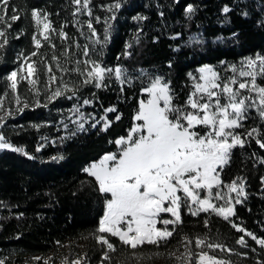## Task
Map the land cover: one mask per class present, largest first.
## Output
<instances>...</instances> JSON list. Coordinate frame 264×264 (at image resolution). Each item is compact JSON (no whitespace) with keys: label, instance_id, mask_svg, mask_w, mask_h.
Listing matches in <instances>:
<instances>
[{"label":"snow or ice","instance_id":"6c2138e0","mask_svg":"<svg viewBox=\"0 0 264 264\" xmlns=\"http://www.w3.org/2000/svg\"><path fill=\"white\" fill-rule=\"evenodd\" d=\"M123 4L124 0H107L99 4L94 0H68L64 8L68 11L70 7L71 20L61 21L59 27L51 19L52 13L32 7L30 14L34 30L31 43L34 48L27 52L21 49L15 58L19 62L17 67L6 75L7 87L0 95V125H4L8 117L23 113L26 108H49L57 112L58 120L30 122V125L39 130L42 125L55 123L62 129L59 136H43L41 139L45 143L51 139L52 143L63 145L90 129L106 131L113 122L107 113H112L115 120L120 119L115 105L104 108V114L82 111L84 105H92L99 99L95 92L81 95L82 90L88 86L108 88L114 82L122 93L126 86L138 87L140 96L126 133L109 141L114 144L113 150L105 151L81 169L87 176L80 187L86 185L94 190L93 194L101 205L98 224L89 234L101 248L97 264H111L110 254L116 250L117 242L133 250L151 245L156 251L149 255H162L160 247L168 245L169 238L182 228L184 211L192 216L206 214L203 220L205 227L210 223L209 215L214 213L222 217L233 228L251 237L264 254V236H258L235 222L238 219L236 205L244 204L248 197L247 177L237 175L230 181L221 177V172L231 166L237 148L243 149L254 141L264 149V54L242 57L239 63L220 60L218 65L224 66L223 72L209 63L198 65L195 72L187 73L190 89L180 102L168 74L129 68L120 61L121 56L131 57L133 49L147 38L142 23L148 18L145 13L138 12L131 17L138 27L125 41L124 50L117 54L116 62H105V51L115 26L113 22ZM156 7L163 18L165 14L159 9L164 5L157 3ZM96 8L103 9L105 14H97ZM197 8L194 3H186L185 17L191 20ZM231 10L228 3L220 9L225 14ZM20 11L12 0H0V57L9 44L10 29L12 23L19 19ZM242 15L247 16L248 12L242 11ZM69 23L75 26V35L65 31ZM257 23L264 26V18ZM94 25L102 27L98 30ZM24 31L21 28L15 32L16 38ZM168 35L173 41L180 39V43L172 45L177 52L183 46L202 48L205 44V37L199 32L190 34L187 40L181 32L173 31ZM231 35L235 37L238 33ZM79 37H83V43ZM56 39L61 41L59 54L54 42ZM151 39L157 41L159 36L153 35ZM222 39L215 37L217 41ZM42 46L49 49L50 57L48 51L41 52ZM167 64L171 68L173 60L169 59ZM41 65L45 68L46 82L38 86ZM21 81H27V96L18 91ZM9 93L8 107H5ZM53 101L56 104L69 102L71 106L65 114L64 110L56 108ZM13 102L15 108L11 107ZM43 147V143H37L36 152L39 153ZM0 150L22 153L31 159H44L34 156L24 145L14 143L2 130ZM251 156L255 157L254 164L264 167V155L253 152ZM46 159L59 161L64 159V153L58 151ZM259 179L264 188V175ZM14 207L17 206L0 200V208H7L9 216L20 219L25 215L24 212H12ZM180 235L178 245L183 246V253L178 255L176 250L168 252L169 257H175L174 264H231L215 251L210 253L208 250L236 252V249L213 241L208 232ZM235 243L257 252L245 235H239ZM55 245L63 246L60 240H55ZM131 255L141 257L144 253L133 251ZM248 255V251L239 252L241 257ZM40 259L33 258L34 261ZM43 259L44 264H51L52 257ZM256 259L257 264H264V259L259 256ZM58 261L59 264H89L84 252L60 255ZM0 264H6V258H0Z\"/></svg>","mask_w":264,"mask_h":264},{"label":"trees","instance_id":"16d2710c","mask_svg":"<svg viewBox=\"0 0 264 264\" xmlns=\"http://www.w3.org/2000/svg\"><path fill=\"white\" fill-rule=\"evenodd\" d=\"M12 2L18 5L21 11L19 19L12 23L9 44L4 55L0 57V95H3L7 87V73L17 65L16 55L21 49L27 52L34 48L31 43L34 22L30 9L37 7L52 13L51 19L56 27L65 19L71 20L70 7L68 11L64 8L68 0H12ZM101 2L107 0H94L96 4ZM157 3L164 5L159 9L165 14L163 18L158 14ZM186 3L198 5L191 20L184 15ZM225 3L232 7L228 14L220 11ZM245 10L248 12L247 16L242 15V11ZM94 11L101 16L105 14L100 8ZM138 12L145 13L148 17L142 22L147 38L133 49L131 57L121 56L120 61L129 68H143L150 72L168 74L180 102H183L190 89L187 73L195 72L198 65L209 63L223 72L224 66L218 65L220 60L239 63L242 57L256 53L264 54V26L257 23L264 18V0H124L122 9L113 22L115 26L105 51L106 63L114 64L117 54L124 50L125 41L130 39L138 27L137 22L131 18ZM94 26L98 30L102 27ZM21 28L25 31L16 38L15 32ZM65 31L70 35L76 34V28L71 23L66 25ZM173 31L181 32L185 40L192 33H202L205 37L204 47L183 46L178 52L174 51L172 45L181 41L179 38L172 40L168 33ZM233 32L238 35L233 37L231 35ZM153 35L159 36V40L152 41ZM215 37L223 39L217 41ZM79 39L83 43V37ZM54 42L59 54L61 41L56 39ZM44 51H48L50 57L51 52L46 46L41 48V52ZM169 59L173 60L171 68L167 64ZM228 71L230 73L231 70ZM44 75L45 68L41 65L40 76ZM26 88L27 83L21 81L18 91L27 96L29 93L25 91ZM91 92H95L99 99L92 105H84L82 111L104 114V108L115 105L120 113L119 120H115L112 113H107L113 122L106 131L90 129L81 132L75 139L63 145L54 144L51 139L45 143L41 137L59 136L62 129L55 123L42 125L39 130L31 127L30 122L59 119L55 110L43 107L26 108L23 113L8 117L5 124L0 125V130L14 143L24 145L34 156L44 157L31 159L22 153L0 150V200L16 205L17 207L11 209L12 212L25 213L23 217L17 219L8 215L7 208H0V224L3 225L0 227V258H6V264H44V257H52L51 264H59L58 257L68 255L69 252L86 253L89 264H97L100 258L101 248L89 234L98 224L99 215L102 214L101 205L93 194L94 190L88 189L86 185L80 187L81 181L87 176L81 169L89 161L98 159L105 151L113 150L114 144L109 141H114L115 137L125 134L130 127L140 93L138 87L127 86L122 93L115 82L108 88L94 89L88 86L82 90L81 95L88 96ZM10 96L11 93L5 99V107H8ZM52 103L56 104L55 101ZM70 106L69 102L56 104V108L64 110L65 114ZM11 107H16L14 102ZM37 143L44 144L39 153L36 152ZM58 151L64 153V159L59 161L46 159ZM253 152L264 155V149H260L254 141L250 145H245L243 149L237 148L231 166L221 172V177L225 181H230L237 175L247 177L245 184L248 197L244 204L236 205L238 219H235V222L258 236H264V188L261 187L262 182L259 179L264 175V167L259 163L254 164L255 157L251 156ZM205 215L201 213L199 216H192L184 211L182 228L169 238L168 245L160 247L162 255H149L150 252L156 251L151 245L133 250L117 242L116 250L110 254L111 264H174L175 257H169L168 252L176 250L178 255L183 253V246L178 245L180 233L195 235L205 232H208L213 241L226 243L230 248L236 249V252H228L227 249L223 251L205 249L210 253L215 251L218 256L231 261V264H257V256L264 259L260 246L256 245L251 237L239 232L214 213L208 216L210 223L205 227L203 223ZM17 232L21 235L17 236ZM239 235H245V239L257 249V252L253 253L251 248L237 245L235 240ZM55 240L62 241L63 246L55 245ZM192 247H195L194 240ZM133 251H142L144 255L132 256ZM240 251H248L249 255L241 257ZM53 253L56 256H53ZM34 257L41 259L34 261Z\"/></svg>","mask_w":264,"mask_h":264},{"label":"rangeland","instance_id":"374dc122","mask_svg":"<svg viewBox=\"0 0 264 264\" xmlns=\"http://www.w3.org/2000/svg\"><path fill=\"white\" fill-rule=\"evenodd\" d=\"M19 62L17 61V64H18ZM16 67H17V65H16ZM43 79H44V82H46V76L44 75V77H41L40 76V84L38 85V86H42L43 85ZM26 83H27V81H25ZM16 105V104H15ZM234 195V194H233Z\"/></svg>","mask_w":264,"mask_h":264}]
</instances>
